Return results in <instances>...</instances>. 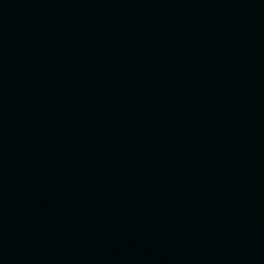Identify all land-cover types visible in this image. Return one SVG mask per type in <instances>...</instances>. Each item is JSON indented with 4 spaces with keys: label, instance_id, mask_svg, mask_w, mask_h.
Here are the masks:
<instances>
[{
    "label": "water",
    "instance_id": "95a60500",
    "mask_svg": "<svg viewBox=\"0 0 264 264\" xmlns=\"http://www.w3.org/2000/svg\"><path fill=\"white\" fill-rule=\"evenodd\" d=\"M0 264H264V0H0Z\"/></svg>",
    "mask_w": 264,
    "mask_h": 264
}]
</instances>
